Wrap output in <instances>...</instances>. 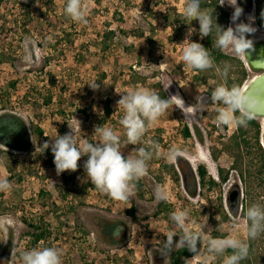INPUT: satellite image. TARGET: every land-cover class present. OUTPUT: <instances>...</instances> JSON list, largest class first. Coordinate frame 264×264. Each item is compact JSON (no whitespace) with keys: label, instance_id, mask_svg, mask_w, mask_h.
I'll use <instances>...</instances> for the list:
<instances>
[{"label":"rangeland","instance_id":"obj_1","mask_svg":"<svg viewBox=\"0 0 264 264\" xmlns=\"http://www.w3.org/2000/svg\"><path fill=\"white\" fill-rule=\"evenodd\" d=\"M243 1L239 0L245 13L241 19L255 16L254 3L248 8ZM67 2L6 0L0 7V113L14 112L29 126L39 123L45 131L42 136L32 133L28 150H12L0 143V181L10 182L8 190H0V258L7 252L6 264H23L24 252L53 247L62 264H171L170 256L161 255L158 248L168 232L180 234L170 214L182 209L190 211L194 231L203 229L210 238L233 236L247 243L245 218L230 216L231 221L224 222L221 214L222 206L229 212L234 187L243 189L237 172L232 171L223 184L199 181V164H205L217 182L218 169L231 167L233 158L224 144L236 124L217 122L224 105L210 97L219 80L197 82L195 69L182 62L187 33L199 27L176 22L188 0H81L87 23L66 15ZM223 7L231 17L233 9ZM255 27L252 41L264 38V28L256 22ZM106 31L112 32L107 48ZM192 40L201 43L198 31ZM224 51L237 55L230 48ZM254 75L249 70V79ZM94 82L98 89L88 85ZM140 88L163 89L167 96L178 95L183 101L173 99L160 118L148 123L142 141L134 146L127 143L119 123L124 110L117 101ZM107 98L109 116L104 107ZM68 123L83 142L98 141L97 126L112 128L120 137L122 153L129 157L137 155L136 148L158 145L141 177L143 193L133 186L128 200L118 201L100 192L83 169L87 156L78 161L76 172L57 175L51 151L41 153L40 146L68 133ZM185 127L191 136H185ZM174 148L181 151L175 159L169 155ZM183 167L191 169L196 179L184 177ZM157 187L167 193L166 200L156 199ZM24 219H44L52 237L34 246L32 229ZM111 221L125 224V239L117 244H110L104 234ZM223 260L207 252L205 239L190 264H223Z\"/></svg>","mask_w":264,"mask_h":264},{"label":"clouds","instance_id":"obj_2","mask_svg":"<svg viewBox=\"0 0 264 264\" xmlns=\"http://www.w3.org/2000/svg\"><path fill=\"white\" fill-rule=\"evenodd\" d=\"M220 6H227L233 9L230 23L224 27L217 23L214 13L201 9V0H188L184 7V16L190 21L198 22V29L192 27L187 33L184 41H187L182 49V62L192 69L206 70L216 67L208 48L202 43L192 40L193 33L198 31L199 37L203 40L209 37L213 31L216 32L215 46L221 50L232 49L237 55L247 54V50L253 48V41L249 37L253 35L255 27V16H245L244 8L239 0H220ZM73 21L87 23L84 11L81 7V0H68L65 9ZM215 12V11H214ZM215 16V20L213 19ZM264 19V11L261 12ZM217 72L223 78H227L229 66L222 69L216 67ZM92 89H98L99 85L94 82L88 84ZM170 85L167 86V89ZM166 89V90H167ZM243 93L237 87L218 85L212 92L211 101L224 105L218 114L217 122L220 124L246 125L251 119L243 113L239 117L233 114L240 110ZM179 98L178 95H168L161 98L160 95L148 89H136L124 93L117 101L118 107L124 110L123 117L119 123L123 127L127 143L137 145L145 136L149 122H155L172 105V100ZM183 101L181 98H179ZM70 131L64 135H58L51 142L45 141L41 146V153L50 150L53 155V163L57 175L64 172H76L81 166L78 161L87 156L83 162V169L88 180L96 189L108 194L118 201H126L132 194L133 181L141 178L147 171V162L152 159L153 153L158 149L154 144L150 148H136L135 157L125 156L120 149V137L112 128L97 126L95 133L98 134V141L83 142L77 137L75 128L68 123ZM181 154L179 149H172L170 157L175 159ZM10 182L0 181V190H8ZM156 199L166 200L167 193L160 187L155 191ZM247 238L254 239L261 232H264V204L256 203L246 210ZM171 222L180 229V234L170 231L160 246L161 255L168 257L177 248L183 247L195 255L200 252V245L207 239V252L217 257L223 256V264H240L249 254L248 244L236 237L226 236L222 238H210L208 231L203 229L194 231V223L190 211L182 209L170 214ZM174 237L178 239L174 240ZM199 245V247H198ZM231 249L230 255H225ZM23 264H62L61 255L56 248L42 247L33 248L22 254Z\"/></svg>","mask_w":264,"mask_h":264},{"label":"trees","instance_id":"obj_3","mask_svg":"<svg viewBox=\"0 0 264 264\" xmlns=\"http://www.w3.org/2000/svg\"><path fill=\"white\" fill-rule=\"evenodd\" d=\"M6 0H0V7ZM247 7L251 5L255 6V22L261 28H264V19L261 18V12L264 11V0H245ZM242 2H244L242 0ZM220 0H201V9L209 13H214L217 17V23L227 27L230 20V12L223 6L219 5ZM215 11V12H214ZM215 20V16H213ZM188 21L190 24L197 23V21H190L185 18L184 15L178 14L176 16V22L181 23ZM112 32L106 31L104 36V47L107 48V40L111 38ZM216 32L204 38L201 43L208 48L211 57L214 60L216 67L223 68L225 65L229 66V72L227 78L221 77L217 72L216 67L206 70H196L194 78L197 82H206L210 78H217L220 85H225L229 88L237 87L240 91L244 84L249 81V68L245 61L237 55H232L224 50H221L215 46ZM179 76V74L174 73ZM105 76V74H104ZM161 98H167V95L163 89L157 92ZM46 104L51 102V97L44 100ZM105 114L109 116L112 113L110 106V99L105 101ZM86 112L85 109L82 110ZM244 112L237 111L233 115L239 117ZM251 117V116H250ZM44 129L39 123H31V126L20 115L4 111L0 113V143L12 150H28L32 143V133H36L38 136L44 134ZM184 134L186 137L191 136V130L189 127H185ZM262 123L259 119L251 117L244 126L236 125V131L230 135L228 141L224 144L225 150L233 158V163L230 168L226 169L220 167L218 169L220 182H217L215 178L209 176V171L205 164L198 165V175L201 185H205L206 181H209L211 185L223 184L229 179L230 173L236 171L239 175L243 189L236 185L233 190L238 189L239 194L234 200L229 198L228 206L229 212L227 213L223 206L222 220L224 222L231 221L230 216H243L246 219V210L253 204H264V146L261 143ZM215 159L218 158V152L212 151ZM184 177L191 175L194 178V173L191 169L185 171L183 167ZM187 174V175H186ZM196 178H194L195 180ZM133 185L136 187L138 193L142 194L144 189V183L141 178L133 181ZM232 190V191H233ZM241 193L243 196H241ZM1 205V204H0ZM129 212L133 214L135 207L132 206ZM24 222L32 229L29 231L31 236V242L34 246H38L41 242L48 241L52 237V231L49 229L44 219L40 221H29L24 219ZM108 227H105L104 234L107 236V240L110 244H117L125 239V224H121L118 221L109 222ZM212 225L216 226L217 222L211 219ZM248 223V222H247ZM123 234V235H121ZM121 236L118 238V236ZM223 236V234H222ZM57 236L54 235V239ZM247 244L249 246V254L246 259L242 260L240 264H264V232H261L256 238L248 239ZM199 247V245H198ZM231 249L228 250L226 255L231 254ZM194 253L189 252L187 249L180 247L170 254L171 264H190V258ZM7 252L0 258V264L7 263Z\"/></svg>","mask_w":264,"mask_h":264},{"label":"water","instance_id":"obj_4","mask_svg":"<svg viewBox=\"0 0 264 264\" xmlns=\"http://www.w3.org/2000/svg\"><path fill=\"white\" fill-rule=\"evenodd\" d=\"M242 58L255 75L241 90L243 97L240 109L248 116L261 119V143L264 146V38L254 40L253 48L247 50ZM238 194V189L233 190L231 199L234 200Z\"/></svg>","mask_w":264,"mask_h":264},{"label":"bare ground","instance_id":"obj_5","mask_svg":"<svg viewBox=\"0 0 264 264\" xmlns=\"http://www.w3.org/2000/svg\"><path fill=\"white\" fill-rule=\"evenodd\" d=\"M247 82H248V81H247ZM247 82L244 84V86H243V87H245V86H246Z\"/></svg>","mask_w":264,"mask_h":264},{"label":"flooded vegetation","instance_id":"obj_6","mask_svg":"<svg viewBox=\"0 0 264 264\" xmlns=\"http://www.w3.org/2000/svg\"><path fill=\"white\" fill-rule=\"evenodd\" d=\"M236 198V197H235Z\"/></svg>","mask_w":264,"mask_h":264}]
</instances>
